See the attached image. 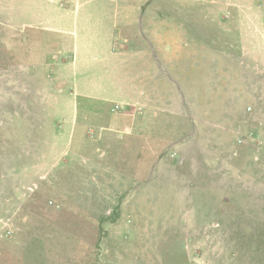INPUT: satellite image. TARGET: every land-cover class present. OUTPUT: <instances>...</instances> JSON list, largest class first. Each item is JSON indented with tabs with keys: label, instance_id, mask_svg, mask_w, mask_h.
<instances>
[{
	"label": "rangeland",
	"instance_id": "rangeland-1",
	"mask_svg": "<svg viewBox=\"0 0 264 264\" xmlns=\"http://www.w3.org/2000/svg\"><path fill=\"white\" fill-rule=\"evenodd\" d=\"M0 264H264V0H0Z\"/></svg>",
	"mask_w": 264,
	"mask_h": 264
},
{
	"label": "crops",
	"instance_id": "crops-1",
	"mask_svg": "<svg viewBox=\"0 0 264 264\" xmlns=\"http://www.w3.org/2000/svg\"><path fill=\"white\" fill-rule=\"evenodd\" d=\"M79 7H80V5H78L74 10H70L69 11L70 13H72V17H73V26H72V30L71 31L65 32L60 27H54V22L56 21L55 18L52 21H48V22L44 23L45 26H41V27L37 26L41 30L43 29L44 31L54 32V33L59 34V35H69L73 39L72 49H71V53H70L68 59L67 60H62V59H59L58 57H54L56 60H58V64H57V61H56V62H54V65H58L60 69H66L67 73L69 75L70 70H74L75 68H77V69L80 68L82 63H84V62H92V60H89L92 57L91 59L94 58L93 63L94 62L99 63L101 68L105 70V72L107 74L106 76L109 79H111V76H113L112 77V81L113 82L116 79V77L119 76L122 79L123 83H124L123 78L126 79L127 83H129L130 81L128 79L130 78V76H133L130 72L134 68L133 65H134V63L137 60V58H135L136 57V55H135L136 53L135 54L133 53L131 56H130V54L128 55V54H124V53H117L115 50H114L115 52L112 53V50L114 49L113 46H114L115 43H117L116 40H120V36H121V34L119 35V33H115V31L118 32V25H117L118 17L120 18L121 15L117 16L118 15V11L114 10L113 14L115 15V17L117 19L115 20V22H113L109 26L112 31L109 34V37L107 38L108 41H105V42L102 43V38L98 39V42H97V40H95V42L98 43V45H97L98 48H97V51H96L97 53L95 55H87V54H83V53H78V48L80 46V43H79V39H80L79 38V36H80V33H79V31H80V29H79V20H80V17H79L78 14L76 15V13L77 12L79 13V11H80ZM53 13H57V14L60 15V16H58L57 20H60V19L62 20L63 19V18H61V12L60 11H56L55 10V11H53ZM122 13L123 12H121V14ZM33 26L34 25L26 24V25H19L18 27L22 28V31H24V29H32ZM11 28L12 29H15V28L17 29V26H14V27L11 26ZM87 28H91V26H89L87 24L86 25V29ZM81 29H82V27H81ZM64 33H67V34H64ZM95 36H96V34H95ZM117 36H119V37L117 38ZM60 39L61 38H57V39H54V40H50V42H48L47 44L45 43L46 46H47V50L49 49L48 46H54L55 44L59 43ZM57 40H58V42H57ZM123 41H125L124 38H123ZM82 43L83 42H81V44ZM33 44H35V45H37V47H39L40 41H35ZM105 44H107V45H106V47L103 48L102 46L105 45ZM84 45L88 46L87 43H84ZM108 45H110V47H108ZM37 47L36 48H32L30 50V52H29L30 53L29 55L31 56L29 58L32 59V60L34 59L35 61H39V59H41V57L43 56L42 51L40 49L37 50ZM108 49L110 50V53H108ZM102 50H105V52L102 51ZM41 53H42V55H41ZM52 59H53V57H52ZM39 69H41V68L39 67ZM129 74H130V76H129ZM133 79L134 78H132V81L136 82V84L138 85V78H136V80H133ZM126 87H125V89H126ZM118 88L120 90H122V92H120V97L119 98H122L121 101L125 100L124 99L125 95H124L123 89L120 88V87L116 88L115 96L119 100L118 95H117ZM73 91H76V90H73ZM137 91H138V89H137ZM140 96H141V93H140ZM142 99H143V97L141 96L140 101H142ZM101 101L103 103H105V101H107V99H105V100L103 99ZM66 106L68 107V111H70L69 109H70L71 106H69L68 104ZM70 114H71V112H70ZM58 141H59V139H58ZM61 141L63 142V140H61Z\"/></svg>",
	"mask_w": 264,
	"mask_h": 264
}]
</instances>
